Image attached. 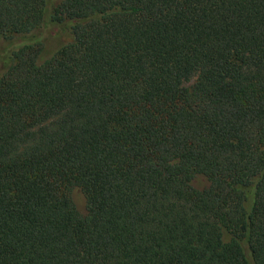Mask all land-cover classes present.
<instances>
[{"label": "trees", "instance_id": "trees-1", "mask_svg": "<svg viewBox=\"0 0 264 264\" xmlns=\"http://www.w3.org/2000/svg\"><path fill=\"white\" fill-rule=\"evenodd\" d=\"M0 264H264V0H0Z\"/></svg>", "mask_w": 264, "mask_h": 264}]
</instances>
